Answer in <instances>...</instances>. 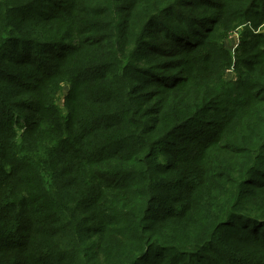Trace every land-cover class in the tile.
Instances as JSON below:
<instances>
[{
	"label": "trees",
	"instance_id": "trees-1",
	"mask_svg": "<svg viewBox=\"0 0 264 264\" xmlns=\"http://www.w3.org/2000/svg\"><path fill=\"white\" fill-rule=\"evenodd\" d=\"M263 25L264 0H0V264H264Z\"/></svg>",
	"mask_w": 264,
	"mask_h": 264
},
{
	"label": "rangeland",
	"instance_id": "rangeland-1",
	"mask_svg": "<svg viewBox=\"0 0 264 264\" xmlns=\"http://www.w3.org/2000/svg\"><path fill=\"white\" fill-rule=\"evenodd\" d=\"M262 28L264 29V25L262 27H260L259 30H261ZM239 41H240V31L238 30L236 32H233L230 35V37L227 39V41H226L227 49H229L230 51H233L235 49V47H237V45L239 44ZM226 76H227L228 80H235V78H236L235 74L232 71H229ZM66 93H67V89L65 90L64 96ZM63 102H64V100L62 97L60 102H59L61 106L63 105Z\"/></svg>",
	"mask_w": 264,
	"mask_h": 264
}]
</instances>
